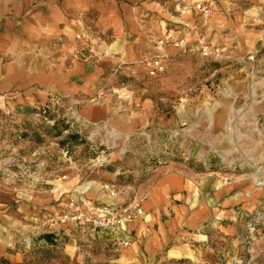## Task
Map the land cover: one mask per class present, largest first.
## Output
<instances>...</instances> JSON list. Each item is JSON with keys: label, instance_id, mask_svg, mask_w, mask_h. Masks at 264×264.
<instances>
[{"label": "rangeland", "instance_id": "obj_1", "mask_svg": "<svg viewBox=\"0 0 264 264\" xmlns=\"http://www.w3.org/2000/svg\"><path fill=\"white\" fill-rule=\"evenodd\" d=\"M43 1L0 0V23L17 19L19 28L17 49L0 43V70L16 52L27 54L32 32L20 26ZM240 6L241 50L225 48L228 60L173 55L164 74H144L134 86L138 103L127 112L120 107L112 119L89 122L80 101L60 95L43 105L0 104V248L29 232L17 244L20 264H69L56 247L59 235L47 231V224H61L54 213L66 201L108 195L121 203L158 167L187 166L229 187L239 226L230 235L195 231L187 256L140 264H264V0ZM216 172L231 175L230 182L222 184ZM79 229L80 255L72 264H110L83 254L93 246L83 245L86 227ZM104 231L94 232L93 242L115 237ZM26 239L33 247L24 252ZM0 264H6L1 256Z\"/></svg>", "mask_w": 264, "mask_h": 264}, {"label": "crops", "instance_id": "obj_2", "mask_svg": "<svg viewBox=\"0 0 264 264\" xmlns=\"http://www.w3.org/2000/svg\"><path fill=\"white\" fill-rule=\"evenodd\" d=\"M177 1H43L20 26V31L32 32L25 38L27 54L16 52L0 70V104L6 108L43 105L60 95L80 101L79 111L85 120H109L118 114L120 107L130 111L140 100L141 93L134 86L141 84L144 78L146 69L141 59L154 53L152 39L156 34L170 39L184 36L192 45L194 38L190 29L202 25L207 42L232 51L241 50L244 26L240 3L243 0H185L213 6L205 21L196 11L178 15L174 8ZM17 22L10 18L0 23V43H10L11 50L18 47ZM75 32L83 34L102 56L101 60L83 62L66 57V45L73 41ZM206 174L187 166L158 167L147 185L136 192L147 194L141 217L128 223L123 233L104 231L115 237L95 236L93 247L85 249L83 254L110 264H140L187 256L198 241L195 231L235 234L239 226L238 200L231 195L229 187ZM101 196L102 200L99 196H87V199L114 202L108 195ZM47 225V231L59 235L61 241L56 247L72 264L80 255L76 251L79 225ZM28 233L19 232L21 237L15 234L2 243V247H9L0 248V256L6 264L22 262L24 255L17 244ZM123 239L128 240V245L121 242Z\"/></svg>", "mask_w": 264, "mask_h": 264}, {"label": "built area", "instance_id": "obj_3", "mask_svg": "<svg viewBox=\"0 0 264 264\" xmlns=\"http://www.w3.org/2000/svg\"><path fill=\"white\" fill-rule=\"evenodd\" d=\"M175 11L178 15H184L196 11L205 21L212 13L213 6L209 3L195 1L193 3L185 0H178L175 3ZM190 33L194 38L193 44L189 45L186 37L181 36L176 39H170L163 34H156L152 39L155 51L146 58L141 59V63L146 69L148 76L156 77L167 70V61L175 54H198L202 58L213 60H228L230 54L224 47L211 44L206 41L205 30L202 25L192 27ZM67 57L72 61L94 62L102 59L98 55L92 44L80 32L73 34V41L66 45ZM238 60V59H236ZM216 176L221 179L222 184H227L231 180V175L216 172ZM111 196H115L116 190L109 189ZM147 194H135L130 199L118 203H95L90 199L80 197L79 199H70L64 203L61 211L54 213V217L61 224H76L80 227H86L87 234L83 235L82 243L88 247L93 246L91 235L99 230H112L114 232H125L128 223L141 217L143 214V202ZM128 245V240L121 241ZM31 241L25 240L24 250L31 249ZM78 250L80 244L77 245Z\"/></svg>", "mask_w": 264, "mask_h": 264}, {"label": "trees", "instance_id": "obj_4", "mask_svg": "<svg viewBox=\"0 0 264 264\" xmlns=\"http://www.w3.org/2000/svg\"><path fill=\"white\" fill-rule=\"evenodd\" d=\"M59 133H57V135H58ZM46 237H49L50 235H45ZM51 237V236H50Z\"/></svg>", "mask_w": 264, "mask_h": 264}]
</instances>
